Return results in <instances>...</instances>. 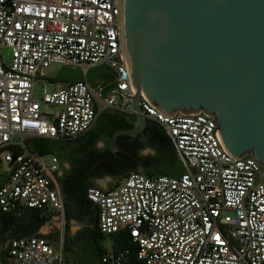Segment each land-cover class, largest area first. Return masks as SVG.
I'll list each match as a JSON object with an SVG mask.
<instances>
[{
    "label": "built area",
    "instance_id": "built-area-1",
    "mask_svg": "<svg viewBox=\"0 0 264 264\" xmlns=\"http://www.w3.org/2000/svg\"><path fill=\"white\" fill-rule=\"evenodd\" d=\"M0 214L36 209L45 218L63 212L52 183L57 157L28 150L35 138L63 141L86 131L98 111L131 113L130 84L122 53L116 0H0ZM105 66L108 89L86 79L43 86L35 77L49 64ZM138 107L168 137L182 170L175 176L128 173L111 189L88 187L96 227L106 236L125 233L127 249L103 248L100 264H264V168L250 154L231 158L216 138V123L202 112L159 113L140 93ZM63 223V220H62ZM5 238L6 264H63L62 241L47 232ZM132 256V259H131Z\"/></svg>",
    "mask_w": 264,
    "mask_h": 264
},
{
    "label": "water",
    "instance_id": "water-1",
    "mask_svg": "<svg viewBox=\"0 0 264 264\" xmlns=\"http://www.w3.org/2000/svg\"><path fill=\"white\" fill-rule=\"evenodd\" d=\"M119 37L133 93L132 127L146 122L140 93L159 113L202 112L231 158L252 155L264 168V0H116ZM85 79V78H84Z\"/></svg>",
    "mask_w": 264,
    "mask_h": 264
},
{
    "label": "crops",
    "instance_id": "crops-1",
    "mask_svg": "<svg viewBox=\"0 0 264 264\" xmlns=\"http://www.w3.org/2000/svg\"><path fill=\"white\" fill-rule=\"evenodd\" d=\"M61 67V82L57 86L76 78H85L92 87L101 85L104 88L105 81L110 82L109 79L113 77L110 69L100 70L98 66L89 67L85 73L79 67ZM89 76L92 77L91 81ZM134 119L132 112L115 108L102 109L86 131L68 140H56V149L44 154L45 157L52 154L58 160L52 183L62 196L63 212L51 217L40 227V231L47 232L50 236L54 231L62 241L65 264H100V250L110 246L109 237L95 230L96 209L85 198L86 188L111 189L133 171L148 176H175L181 172V163L168 137L150 119L145 118L144 128L134 136H114V143L135 157L140 163L139 167L131 169L136 161L127 154L110 148L111 133L116 129L132 127L131 120ZM69 143L75 144L77 150L67 158L64 149ZM79 252L85 259L83 263L78 258Z\"/></svg>",
    "mask_w": 264,
    "mask_h": 264
},
{
    "label": "trees",
    "instance_id": "trees-1",
    "mask_svg": "<svg viewBox=\"0 0 264 264\" xmlns=\"http://www.w3.org/2000/svg\"><path fill=\"white\" fill-rule=\"evenodd\" d=\"M98 69H107L105 66H98ZM58 80H61L57 78ZM80 78H76L77 80ZM89 80H92V77L89 76ZM110 82L112 79H109ZM105 81L104 89H108L111 85L110 82ZM57 143L56 140H49L44 138H35L30 141L28 150L30 152L44 155L50 153L52 150L56 149ZM182 170V166H181ZM5 174L2 172L0 178V185L3 182ZM86 198V197H85ZM45 218L41 216L40 212L36 209H26L20 216H13L10 214H0V245L5 238H17L26 235L38 234L37 230L43 225ZM97 221V217L95 219ZM96 225V223H95ZM95 230L99 233L97 227ZM110 246L113 250H123L127 249L130 251V254L134 252L135 245L130 240V238L125 233H118L109 236ZM103 250V249H102ZM100 250L99 255L102 252ZM6 252L0 248V264H6L5 261ZM132 259V256H131ZM133 261V259H132Z\"/></svg>",
    "mask_w": 264,
    "mask_h": 264
},
{
    "label": "rangeland",
    "instance_id": "rangeland-1",
    "mask_svg": "<svg viewBox=\"0 0 264 264\" xmlns=\"http://www.w3.org/2000/svg\"><path fill=\"white\" fill-rule=\"evenodd\" d=\"M0 58L4 63L9 62L10 54H9L8 48L1 47ZM60 73H62V67L57 64L52 63V64H49L47 67H45L42 71L43 77H39V76L35 77V82H34V87H33V97L35 99L39 98L40 91L43 86L46 88V90H53L55 88H58L59 87L57 86L59 84L58 82H61V80H58L57 78H59ZM61 85L63 84L61 83L60 86ZM76 150H77V146L73 143H69L64 149V153L66 157L69 158L71 155L76 153ZM47 158L48 156L45 157L46 160ZM5 168H6L5 163L0 164V178ZM51 237L54 239H58L54 231H52ZM107 243H109V240L107 241ZM78 258L80 259L81 263H83L85 260L83 255L80 252L78 253ZM63 264H65V261H63Z\"/></svg>",
    "mask_w": 264,
    "mask_h": 264
}]
</instances>
